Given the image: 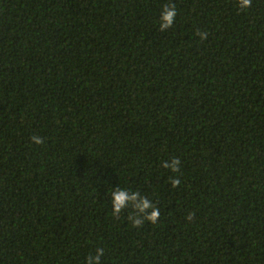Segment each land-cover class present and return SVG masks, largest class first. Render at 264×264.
Instances as JSON below:
<instances>
[{"label":"trees","instance_id":"obj_1","mask_svg":"<svg viewBox=\"0 0 264 264\" xmlns=\"http://www.w3.org/2000/svg\"><path fill=\"white\" fill-rule=\"evenodd\" d=\"M98 252L264 264V0H0V264Z\"/></svg>","mask_w":264,"mask_h":264},{"label":"clouds","instance_id":"obj_2","mask_svg":"<svg viewBox=\"0 0 264 264\" xmlns=\"http://www.w3.org/2000/svg\"><path fill=\"white\" fill-rule=\"evenodd\" d=\"M237 6L241 10H247L252 3V0H236ZM177 11L174 5L165 4L161 8L159 28L161 31H165L170 28L176 18ZM201 39L207 38V34H200ZM34 143L39 144L38 137L33 138ZM179 161L172 160L171 163L164 165L166 168H171L173 171H177ZM172 183L177 185L178 179H173ZM112 203V214L118 216L122 210H126L129 206L133 208V215L129 216L130 226L139 228L145 222L156 224L160 217V209L155 207L152 202L140 195L139 192L129 193L123 189H116L109 193ZM102 253L98 252L94 260H90L89 264H99V257Z\"/></svg>","mask_w":264,"mask_h":264}]
</instances>
